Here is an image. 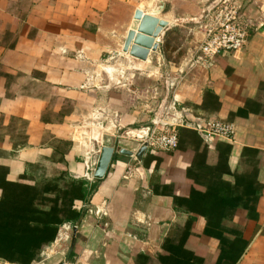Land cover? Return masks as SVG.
Returning <instances> with one entry per match:
<instances>
[{
    "label": "crops",
    "instance_id": "obj_1",
    "mask_svg": "<svg viewBox=\"0 0 264 264\" xmlns=\"http://www.w3.org/2000/svg\"><path fill=\"white\" fill-rule=\"evenodd\" d=\"M220 2L0 0V202L3 187L21 184L40 198L60 196L67 209L56 240L31 264H163L187 232L201 230L185 206L189 179L215 181L209 200H223L224 186L232 201L246 190L251 208L239 205L224 225L247 244L237 264H264V0H236L244 49L196 63L200 26ZM139 14L169 26L146 61L126 52ZM175 100L189 111L186 120L234 125L232 142L205 141L200 155L222 179L194 171L196 150L186 138L175 151L150 147L139 157L141 138ZM104 136L122 138L106 176L96 179ZM195 242L202 264H217V244L193 236L185 246Z\"/></svg>",
    "mask_w": 264,
    "mask_h": 264
},
{
    "label": "trees",
    "instance_id": "obj_2",
    "mask_svg": "<svg viewBox=\"0 0 264 264\" xmlns=\"http://www.w3.org/2000/svg\"><path fill=\"white\" fill-rule=\"evenodd\" d=\"M178 134L180 145L186 138L196 150L194 171L201 168V175L205 178L222 179L214 167L207 165L208 159L200 156L208 151L203 137L193 130L182 128L178 129ZM188 183L192 186V195L186 200L185 206L187 211L198 219L201 230L198 234L187 232L183 236V246L178 254L170 252L168 258L161 259L162 263L172 264L174 260L183 257L182 259L186 260L184 264H202L205 253L198 249V243L192 244L191 249L186 247L187 242L194 236L207 237L217 244L220 251L217 264H237L247 244L241 233L228 229L224 221L233 219L232 216L239 205L246 210L251 208L252 202L243 200L248 195L246 190H242L235 197L233 193L232 201L225 199L230 188L224 186L221 192L223 200H209L204 198L215 193L217 188L213 186L214 180H211L212 186L209 187L196 185L194 179H189ZM86 188H80L83 198L89 196ZM258 193L255 192L256 196ZM39 194L34 186L19 184L3 187L4 199L0 202V259L10 264H31L35 254L42 247L56 240L60 227L66 221L67 209L61 205L60 196L45 195L40 198Z\"/></svg>",
    "mask_w": 264,
    "mask_h": 264
},
{
    "label": "built area",
    "instance_id": "obj_3",
    "mask_svg": "<svg viewBox=\"0 0 264 264\" xmlns=\"http://www.w3.org/2000/svg\"><path fill=\"white\" fill-rule=\"evenodd\" d=\"M240 6L236 0H221L217 9L208 17V21L200 26L204 40L199 47L201 57L196 63L210 64L213 58L222 52H239L248 42V32L239 23ZM179 81L172 82L177 88ZM189 111L180 110L175 100L166 108L156 127L141 138L142 147L156 148L171 152L179 148V128H187L197 132L206 142L221 140L232 142L236 131L232 123L221 120H204L188 118ZM174 118V119H173ZM102 145V143H101ZM92 172V170H90ZM93 179V175L88 176Z\"/></svg>",
    "mask_w": 264,
    "mask_h": 264
},
{
    "label": "water",
    "instance_id": "obj_4",
    "mask_svg": "<svg viewBox=\"0 0 264 264\" xmlns=\"http://www.w3.org/2000/svg\"><path fill=\"white\" fill-rule=\"evenodd\" d=\"M158 14V13H156ZM169 29L167 23L159 21L150 16L139 14L131 28V33L126 45V52L132 57L146 61L151 50L156 51L158 45L156 39L162 37ZM159 121V120H158ZM120 134V132L118 133ZM115 136H104L103 148L99 155L98 163L95 170L96 179H104L108 168L117 152L118 142L121 140ZM147 150L144 146L139 152V157Z\"/></svg>",
    "mask_w": 264,
    "mask_h": 264
},
{
    "label": "rangeland",
    "instance_id": "obj_5",
    "mask_svg": "<svg viewBox=\"0 0 264 264\" xmlns=\"http://www.w3.org/2000/svg\"><path fill=\"white\" fill-rule=\"evenodd\" d=\"M116 64H120L119 60H115ZM129 75V74H128ZM117 77L118 75L114 74L113 77ZM128 76H125L123 80H125V78H127ZM129 78V77H128ZM55 191V190H54Z\"/></svg>",
    "mask_w": 264,
    "mask_h": 264
}]
</instances>
